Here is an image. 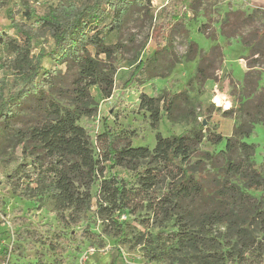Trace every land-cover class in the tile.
I'll return each instance as SVG.
<instances>
[{"label": "trees", "instance_id": "16d2710c", "mask_svg": "<svg viewBox=\"0 0 264 264\" xmlns=\"http://www.w3.org/2000/svg\"><path fill=\"white\" fill-rule=\"evenodd\" d=\"M30 2L22 0L17 13L8 12L20 38L0 37L14 56L7 66L11 85L0 77V145L6 141L21 149L20 170L32 180L28 193L20 194L29 200L35 190L50 196L58 220L66 225H75L91 211L108 223L125 212H144L143 220L159 229L154 261L172 253L193 264H264V163L257 165V145L247 141L256 125L264 126V28L244 34L254 18L241 8L224 21L222 35L240 37L249 49L242 94L235 108L225 110L237 119L230 137L203 125L197 99L188 90L158 97L141 92L138 108L148 115L156 144L153 149L134 147L130 141L120 146L107 121L95 140L82 122L98 115L92 88L103 99L116 90L127 45L109 43L108 38L122 33L135 11L151 15L153 0H59L35 23ZM18 12L25 21H17ZM45 35L52 39V49L36 53L35 43ZM216 37L208 35L212 41ZM156 42L150 62H137L124 88L166 77L170 71L159 73L157 68L166 55L170 68L200 56L194 76L199 86L212 80L223 62L219 44L203 52L191 41L181 56L170 38ZM45 58L54 68L42 65ZM164 116L171 124L190 127L183 134L164 136L159 130ZM205 143L223 148L211 154ZM116 168L134 173L135 183L107 176ZM98 181L94 204L91 189ZM113 253L115 264L122 252L115 247Z\"/></svg>", "mask_w": 264, "mask_h": 264}, {"label": "rangeland", "instance_id": "374dc122", "mask_svg": "<svg viewBox=\"0 0 264 264\" xmlns=\"http://www.w3.org/2000/svg\"><path fill=\"white\" fill-rule=\"evenodd\" d=\"M21 1L0 0V37L20 38L12 27L8 12L17 13ZM58 1L31 0L35 16L31 23L43 17ZM152 3L151 15L135 11L122 33L112 34L108 38L109 43L127 45L116 76V90L113 97L103 99L98 88H92V94L99 104L98 115L82 123L89 129L93 140L104 133L103 124L107 121L111 133L120 137L117 138L120 146L130 141L134 147L148 146L153 149L156 131L150 127L148 115L138 108L140 93L158 97L165 91L188 90L197 99L199 120L206 121V127L227 139L232 135L237 119L236 115L227 116L225 110L228 109L225 107L235 108L242 94L245 73L248 71L249 49L242 44L240 37L226 38L221 31L228 13L240 8L254 18L253 25L244 28V34L255 28H264V0H153ZM16 19L25 21L21 12H18ZM212 34H216V41L208 38ZM158 37L170 38L175 51L181 56L186 55L191 41L196 42L203 52L216 44L221 45L224 58L220 70L212 80L199 86L194 76L200 56L192 61L184 59L170 68L171 57L166 55V60L157 67L159 73L167 74L170 71L166 77H156L144 85L134 83L124 88L122 83L128 78L133 66L140 60L150 62L157 49ZM35 45L36 53L41 48L49 52L53 41L45 35ZM13 57L0 43V77H7L8 85H11L12 77L7 66ZM42 65L46 69L55 66L49 58H45ZM260 88H264V71ZM189 127L171 124L164 116L159 130L164 136H170L183 134ZM124 137L126 139H121ZM247 141L257 145L254 155L257 165L264 163V126L256 125ZM203 148L212 154L221 150L223 145L208 148L205 143ZM96 153L99 154L97 147ZM22 163L21 149L4 141L0 145V264H85L89 254L113 250L115 247L134 264H193L181 254L172 253L161 256L160 261L153 260L156 255L152 247L158 243L156 234L159 229L152 222L143 220L144 212L138 215L125 212L113 223L101 220L93 211L82 215L75 225L60 222L50 196H42L35 190L31 191L33 198L29 200L20 194L25 191L28 193L27 187L32 181L26 177L27 174H23V169L20 170ZM18 170L19 176H16ZM111 174L131 185L135 183L134 173L125 169L116 168L107 176ZM99 183L91 189L94 204ZM31 187H35V184H31ZM41 198L43 202L39 203Z\"/></svg>", "mask_w": 264, "mask_h": 264}, {"label": "crops", "instance_id": "0c3cea01", "mask_svg": "<svg viewBox=\"0 0 264 264\" xmlns=\"http://www.w3.org/2000/svg\"><path fill=\"white\" fill-rule=\"evenodd\" d=\"M85 264H114L113 250L91 253L87 256ZM115 264H134V263L129 262L127 258L122 254L116 259Z\"/></svg>", "mask_w": 264, "mask_h": 264}, {"label": "water", "instance_id": "95a60500", "mask_svg": "<svg viewBox=\"0 0 264 264\" xmlns=\"http://www.w3.org/2000/svg\"><path fill=\"white\" fill-rule=\"evenodd\" d=\"M226 109H229L228 106L225 107ZM203 125L206 126V121L203 122Z\"/></svg>", "mask_w": 264, "mask_h": 264}]
</instances>
